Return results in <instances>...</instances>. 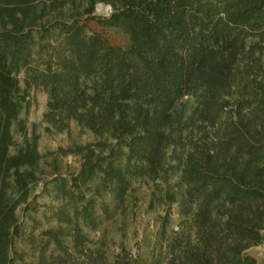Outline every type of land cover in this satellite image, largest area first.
I'll return each instance as SVG.
<instances>
[{"label":"trees","instance_id":"1","mask_svg":"<svg viewBox=\"0 0 264 264\" xmlns=\"http://www.w3.org/2000/svg\"><path fill=\"white\" fill-rule=\"evenodd\" d=\"M98 3L111 13L93 15ZM48 36L53 64L39 69L34 48ZM262 42L264 0H0V264H15L16 210L38 180L36 136L11 150L28 89L39 86L55 130L73 120L94 135L65 150L80 156L77 173L46 183L63 203L45 248L60 254L41 264H64L65 238L81 249L83 227L98 226L99 209L121 208L133 180L174 177L161 197L183 219L165 264H258L246 250L264 240ZM185 96L190 113L177 106Z\"/></svg>","mask_w":264,"mask_h":264},{"label":"rangeland","instance_id":"2","mask_svg":"<svg viewBox=\"0 0 264 264\" xmlns=\"http://www.w3.org/2000/svg\"><path fill=\"white\" fill-rule=\"evenodd\" d=\"M111 11L108 4L98 3L93 15L106 17ZM88 29L99 33L113 45L126 44V36L117 29L102 27L96 21L88 22ZM254 40L255 37L249 42ZM39 43L34 48L32 65L42 69L49 62L53 64V47L57 40L55 36H48ZM25 76L24 70L18 74L21 88L26 86ZM28 93L26 98L30 105L20 113L25 131L23 134L17 124L12 126L15 145L11 151L35 135L40 160L37 166L38 180L31 186L28 201L16 210L20 234L14 242L15 264H41L44 259L60 254L51 244L45 248L48 239L45 231L57 225L53 213L63 203L61 199L55 198L51 183H46L54 176L67 177L77 173L80 156L65 150L94 140L89 130L73 120L69 122L67 131L55 130L44 119L47 102L44 89L40 86L31 87ZM177 106L190 113L192 101L185 96ZM196 137V132L191 134L192 139ZM175 180V177L170 179L168 184L160 179L133 180L121 208L113 209L110 216L99 209L98 226L95 229L83 227L87 241L81 249H73L69 238L64 239L68 245V252L62 254L64 264H165L166 244L179 230L183 219L177 203H168L161 197ZM246 252L258 264L261 263L264 260V240L249 247Z\"/></svg>","mask_w":264,"mask_h":264}]
</instances>
